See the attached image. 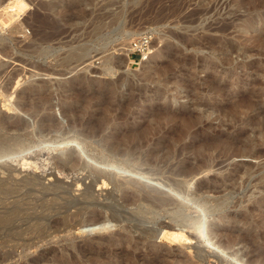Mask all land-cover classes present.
<instances>
[{
	"label": "rangeland",
	"instance_id": "1",
	"mask_svg": "<svg viewBox=\"0 0 264 264\" xmlns=\"http://www.w3.org/2000/svg\"><path fill=\"white\" fill-rule=\"evenodd\" d=\"M149 32L135 66L120 48ZM0 141L25 147L0 165L23 200L0 193V264H264V0H0ZM68 155L101 159L119 188L84 201ZM33 174L72 187L41 197ZM161 197L199 226L154 211Z\"/></svg>",
	"mask_w": 264,
	"mask_h": 264
},
{
	"label": "bare ground",
	"instance_id": "2",
	"mask_svg": "<svg viewBox=\"0 0 264 264\" xmlns=\"http://www.w3.org/2000/svg\"><path fill=\"white\" fill-rule=\"evenodd\" d=\"M133 38V37H132ZM135 38V37H134ZM132 44V43H131ZM126 46V45H125ZM120 49H122V52H123V50L126 52V56L128 57V55L130 54V52L132 51V48H131V46H130V44L125 48V47H122V48H120ZM120 49H118V50H120ZM117 50V49H116ZM115 50V51H116ZM124 56V55H123ZM126 58V57H125ZM128 59V58H127ZM108 71L109 72H113L111 69H108ZM110 74V73H109ZM17 118V117H16ZM20 121V120H19ZM12 123V122H11ZM22 124V123H21ZM7 125V124H6ZM10 125V128H11V124H9ZM15 125V124H14ZM5 126V125H4ZM17 126V125H16ZM44 126H46V125H44ZM18 127V126H17ZM43 127V126H42ZM6 128V127H5ZM4 128V129H5ZM9 128V129H10ZM13 128V127H12ZM14 128H15V126H14ZM49 129V128H48ZM8 130V129H7ZM6 130V131H7ZM15 130V129H14ZM48 131V130H47ZM13 131H11V133H12ZM16 132V131H15ZM20 132H22V131H20ZM40 132V131H39ZM14 133V132H13ZM19 133V132H18ZM41 134V133H40ZM16 137H17V134H16ZM21 137V136H20ZM87 137V136H86ZM90 138V137H89ZM14 139H17V138H14ZM13 139V140H14ZM128 139V138H127ZM130 139V138H129ZM134 139V138H133ZM20 139H19V137H18V140L17 141H19ZM21 140H22V138H21ZM132 140V139H131ZM130 140V141H131ZM2 142V141H0V160H2V159H16L17 161H19L18 160V158L20 157L21 159H22V154H23V150H24V146L23 145H20L19 144V142ZM126 141H129V140H126ZM86 142V141H85ZM117 142H119L118 140H117ZM122 142V141H121ZM135 142V141H134ZM131 143V142H130ZM138 143V142H137ZM22 144V143H21ZM118 144H120V143H118ZM139 144V146H140V142L138 143ZM146 144V143H145ZM131 145V144H130ZM136 145V144H135ZM135 145H132V146H135ZM142 145V144H141ZM113 146V145H112ZM111 146V147H112ZM114 146H116V145H114ZM121 146V145H120ZM119 146V147H120ZM126 146H127V144H126ZM122 147V146H121ZM125 147V146H124ZM135 147H138V146H135ZM150 147V146H149ZM118 148V147H117ZM123 148V147H122ZM121 148V149H122ZM139 148V147H138ZM141 148V147H140ZM151 148V147H150ZM123 149H126V148H123ZM131 149V148H130ZM147 149V148H146ZM145 149V150H146ZM152 149V148H151ZM113 150V149H112ZM115 150H117V149H115ZM133 150V149H132ZM137 150V149H136ZM127 151H128V149H127ZM135 151V150H134ZM150 151V150H149ZM151 151H153L154 152V150H151ZM156 151V150H155ZM118 152H122V150L121 151H118ZM136 152V151H135ZM139 152H140V150H139ZM153 152H151V153H153ZM157 153H158V151H156ZM112 153V152H111ZM116 153V152H115ZM115 153H114V155H115ZM124 154H125V152H124ZM131 154H133L132 152H131ZM140 154V153H139ZM138 154V155H139ZM142 154H143V152H142ZM154 154H156V153H154ZM64 155V154H63ZM121 155H123V154H121ZM128 155V154H127ZM134 155V154H133ZM135 155H137V154H135ZM151 155V154H150ZM150 155H149V157H150ZM148 156V155H147ZM12 157H14V158H12ZM24 157H25V155H24ZM64 157V156H63ZM62 157V158H63ZM77 157H74V156H71V155H68V156H66L65 157V160L64 159H62V163H59L60 164V169L62 170H60L61 171V173H67V174H73V173H79L80 171H84V172H86L85 174H83V173H81V176L82 177H74V175L72 176V180H71V182L73 183V184H75L76 182V184H78V188H81V187H83L82 185H86L85 186V190H84V192H81V194H80V196L82 197V199L84 200V201H89V200H91V199H93L94 197H95V195H96V191H95V189H94V187L95 186H97L98 187V190H102V192L104 191L103 189L105 188H107V187H109L110 185H113L112 187H113V190L114 189H118L119 188V184L117 185V183H115V181L113 180V178H111V170H108L107 168H105L106 166H104L103 164H104V162L100 159V160H96V162H94V163H92V164H83V165H81L80 163H79V161H78V159H76ZM79 158V157H78ZM138 158V157H137ZM141 158V157H140ZM144 158H146V157H144ZM79 160H80V158H79ZM134 160V159H133ZM8 161V160H7ZM22 161V160H21ZM58 161V160H57ZM61 161V160H60ZM134 161H136V160H134ZM150 161V160H149ZM13 162H14V160H13ZM59 162V161H58ZM146 162V161H145ZM148 164H149V162H148ZM164 164H165V162H164ZM223 164V163H222ZM54 165V164H53ZM160 165V164H159ZM158 165V166H159ZM166 165H168V164H166ZM27 166V165H26ZM59 166V165H58ZM169 166V165H168ZM56 167V166H55ZM162 167V166H161ZM13 168V167H12ZM164 168H165V166H164ZM1 169V168H0ZM56 169V168H55ZM59 169V168H58ZM162 170H163V168H161ZM160 169V170H161ZM167 169V168H166ZM170 169V168H169ZM10 169H8V171H9ZM51 170V172H48V176H52L53 177V175H55V171H53L52 169H49V171ZM173 170V168L171 169V171ZM183 170V169H182ZM1 171V170H0ZM3 171H4V169H3ZM7 171V170H6ZM18 171H20V170H18ZM59 172V171H58ZM177 172H180V171H177ZM182 172V171H181ZM2 173V172H1ZM12 172H10V173H8V174H11ZM60 173V174H61ZM77 173V174H78ZM176 173V172H175ZM174 172H172V174H175ZM5 173H3V175H4ZM16 174V173H15ZM182 175V177L183 176H191V175H193V172H191V171H188L187 169H185L182 173H181ZM34 175V174H33ZM79 175V174H78ZM178 175V174H177ZM180 175V174H179ZM35 176V175H34ZM80 176V175H79ZM174 176V175H173ZM55 177H58V176H55ZM178 177H180V176H177V178ZM10 178V177H9ZM42 178V177H41ZM12 179V178H11ZM14 179V178H13ZM37 179H38V176L36 177H31V176H29L26 180L27 181H25L26 182V184L25 185H27L28 184V186L30 185L31 187H33L34 189L36 188V189H38L37 191H36V194H39V195H41V197L42 196H44L47 192H50L51 191V187H52V190H54L53 189V187L54 188H60L61 190H62V194H63V191L64 192H68V190H69V188L70 187H72V185L71 184H66L63 180H61L60 179V177L59 178H56L55 179V183H53V185L52 186H47V187H45V185H44V187H43V183L41 184L42 186V188L40 187V185H39V183H38V181H37ZM52 179V178H51ZM90 180L89 181V183H86V180ZM10 180V179H9ZM170 180H171V178H170ZM173 180H171V182H172ZM15 182H16V180H15ZM24 182V183H25ZM75 182V183H74ZM11 183H13V182H11ZM169 183V182H168ZM1 184V183H0ZM10 184V183H9ZM170 184V183H169ZM51 185V184H50ZM67 186V188L66 187H64V186ZM142 185V184H141ZM181 185H183V183L181 184ZM1 186V185H0ZM175 186V185H174ZM10 187V186H9ZM9 187H7V185H4V186H2V187H0V193H2L3 195H5V197H7V196H9L10 198L11 197H13V194H14V199H16V203L15 202H13L14 203V205L15 206H18L19 207V205L20 206H23L22 204V199L20 198V195L19 196H17L18 194L17 193H19L21 190L17 187V189H15V187L13 188L12 186V188H9ZM40 187V188H39ZM69 187V188H68ZM140 187H142V186H140ZM139 187V188H140ZM172 187V186H171ZM170 187V188H171ZM149 188H151L150 186H149ZM148 188V189H149ZM169 188V189H170ZM35 189V190H36ZM72 189V188H71ZM143 189V188H142ZM147 189V190H148ZM18 190H19V192H18ZM58 190V189H57ZM71 191V190H70ZM193 191V190H192ZM199 191H200V186L199 185H197V186H195V188H194V192H192V193H190V192H188L187 191V189H186V186L184 185V186H179V187H177L176 189H174V193H176L178 196H180V197H183L184 199H187V197H189V199L191 198L192 200H196L197 199V195H198V193H199ZM29 192V191H28ZM35 192V191H34ZM61 192V191H60ZM98 192V191H97ZM118 192V191H117ZM136 192V191H135ZM137 192H138V190H137ZM145 192V191H144ZM54 193H55V191H53L52 192V194L54 195ZM99 193V192H98ZM101 193V192H100ZM142 193V192H141ZM15 194H17L16 196H15ZM21 194V193H20ZM34 194V193H33ZM50 195H52L51 193H49ZM128 194V193H127ZM147 194V193H146ZM21 195H23V194H21ZM30 195H32V194H30ZM38 195V196H39ZM48 195V194H47ZM55 195H57L56 193H55ZM70 195V194H69ZM99 196H100V194H98ZM114 195V194H113ZM139 195V194H138ZM137 195V196H138ZM142 195V194H141ZM145 195V194H144ZM194 195H196V196H194ZM58 196L59 195H57V199H58ZM131 196V195H130ZM143 196V195H142ZM171 196V195H170ZM3 197V196H2ZM4 197V198H5ZM34 197H37V196H34ZM33 197V199L31 198V200H36L35 198ZM70 197V196H69ZM126 197V196H125ZM127 197H128V195H127ZM155 197V196H154ZM23 198V197H22ZM61 198V197H60ZM75 198V197H74ZM136 198V197H135ZM137 198H139V197H137ZM144 198V197H143ZM194 198H196V199H194ZM30 199V198H29ZM71 199H72V197H71ZM110 199H112V198H110ZM7 200V199H6ZM30 200V201H31ZM70 200V199H69ZM113 200V199H112ZM125 200V199H124ZM139 200V199H138ZM25 201V200H24ZM29 201V202H30ZM42 201V200H41ZM68 201V200H67ZM116 201V200H115ZM136 201H137V199L135 200L133 197H131L130 199H126V203L128 204V205H134L135 206V204H137L136 203ZM146 201V200H145ZM149 201V205L152 207V209L154 210V211H160V212H163L164 211V213H168L169 212V210L171 209L172 211H173V218H174V220L178 223V224H180V225H185L189 220L191 221V224H190V226H193V227H197V226H199V219L197 218H190V219H188L187 220V217L186 216H184V206H185V204H183V202H180V201H178V200H173V199H169V198H166V197H161V198H154V199H151V200H148ZM190 201V200H189ZM37 202V201H36ZM54 202V201H53ZM118 202V201H117ZM138 202V201H137ZM43 203H45V202H43ZM145 203V202H144ZM192 203V202H191ZM195 203V202H194ZM26 204V203H25ZM31 204V203H30ZM141 204V203H140ZM118 205H119V203H118ZM54 206V205H53ZM17 207V208H18ZM44 207H45V205H44ZM186 207H188V206H186ZM14 208V207H13ZM20 208V207H19ZM15 209V208H14ZM46 211V210H45ZM44 211V212H45ZM80 211H81V214H82V210H79L78 212L79 213H76V215L77 214H79L80 215ZM146 212L145 211H140L139 213H137L138 215H146L145 214ZM152 214H154V215H159V213L157 214V213H154V212H152ZM163 214V213H162ZM50 218H52V217H50ZM112 219H115L114 218V216H112ZM105 220V219H104ZM62 221H65V225L67 224L66 223V221H67V217H65ZM101 220H99V219H94V220H91V221H88V222H85V223H92V224H97V223H99ZM106 221V220H105ZM58 222L59 221H53V223L54 224H58ZM81 222V221H80ZM79 222V224L78 225H80V224H82L83 222H81L80 223ZM52 223V222H51ZM48 224V223H47ZM46 224V225H47ZM101 224V223H100ZM188 224V223H187ZM81 226V225H80ZM47 228V231H52L53 233H56V232H59L60 230L58 229V227H55V226H47L46 227ZM45 228V229H46ZM208 233H209V235H212L213 234V230L209 227L208 228V231H207ZM192 235V234H191ZM190 235V236H191ZM114 239V238H113ZM115 240V239H114ZM114 240H112L111 238H107L100 246H102V247H111V246H113L114 245V243L116 242V240H115V242H114ZM192 243V242H191ZM31 246H33L32 244H26V243H24V245H23V247H24V249L26 248V249H28L29 247H31ZM197 249V248H196ZM119 254H125V256H126V250H125V248L124 247H122L121 246V248L119 249ZM198 252V251H197ZM127 258V257H126ZM129 258H127L126 260V262L124 263V264H128L129 263V260H128ZM36 260V259H35ZM35 260H33V261H35Z\"/></svg>",
	"mask_w": 264,
	"mask_h": 264
},
{
	"label": "built area",
	"instance_id": "3",
	"mask_svg": "<svg viewBox=\"0 0 264 264\" xmlns=\"http://www.w3.org/2000/svg\"><path fill=\"white\" fill-rule=\"evenodd\" d=\"M154 40L155 36L153 32L136 38L131 44L132 51L129 55L130 63L139 66L140 63L145 61L151 53Z\"/></svg>",
	"mask_w": 264,
	"mask_h": 264
},
{
	"label": "water",
	"instance_id": "4",
	"mask_svg": "<svg viewBox=\"0 0 264 264\" xmlns=\"http://www.w3.org/2000/svg\"><path fill=\"white\" fill-rule=\"evenodd\" d=\"M6 161H7L6 159H2V160H0V165H2L3 163H6ZM110 176H111V178H113V180L115 181V183H117L116 179L119 180L118 177H120V175L118 176V175H115V174H113V173H111ZM116 176H117V177H116ZM133 178H134V179H138L137 177H133ZM130 182H132L133 184H136V185H138V186H141V183H140V182H137L136 180H133V179H132ZM145 183H146V182H145ZM117 184H118V183H117ZM102 220H103V219H102ZM102 220H101V221H102ZM101 221H100V222H101ZM100 222H99V223H100Z\"/></svg>",
	"mask_w": 264,
	"mask_h": 264
}]
</instances>
